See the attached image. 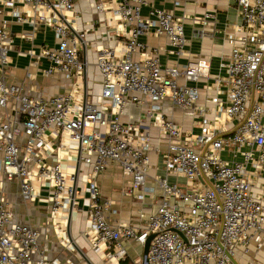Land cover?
Segmentation results:
<instances>
[{"label": "built area", "instance_id": "1", "mask_svg": "<svg viewBox=\"0 0 264 264\" xmlns=\"http://www.w3.org/2000/svg\"><path fill=\"white\" fill-rule=\"evenodd\" d=\"M143 4L144 0L93 4L95 11L110 13L118 48L94 46L99 92L91 101L83 87L87 60L80 46L85 31L69 19L73 0H0V264H56L40 246L49 227L19 223L4 197L5 182L16 181L23 199L34 200L39 191L34 180L40 179L51 188L47 202L52 222L60 212L78 207L77 171L66 172L59 157L52 163L45 160L52 157L56 140L66 149L75 143L79 160L88 165L86 194L81 197L86 236L90 247L114 257V264L126 253L121 239L142 246L149 234L147 264H257L250 253L264 248V204L252 195L251 187L252 178L264 173V0H235L240 23L236 34L226 37L231 48L223 60L224 76L214 79L215 85L224 83V98H207L212 120L206 118L205 107L196 105L197 86L185 83L206 78L208 61L199 58L182 67H161L156 50H148L138 40L149 32L163 35L179 54L184 43L182 17L159 7L141 15ZM11 24L29 27L20 36L31 44L30 65L45 78L73 79L70 92L36 98L25 93L23 82H6L16 36ZM39 27L51 29L56 44L40 45L35 52L32 45ZM40 60L46 61L44 68L38 66ZM35 76L26 73L29 80ZM165 99L189 115H198V132L183 136L161 112ZM142 100L149 104L147 117L167 143L164 175L155 180L161 190L159 201L142 227L128 222L111 226L105 213L115 210L96 184L108 161L130 176V186L122 193L141 200L153 191L144 187L150 135L139 121L119 120L127 104ZM228 122L234 125L225 134ZM21 132L25 138L19 146ZM225 151L240 159H222L220 153ZM168 174L182 177L186 186L169 182ZM130 264H142V257ZM259 264H264V257Z\"/></svg>", "mask_w": 264, "mask_h": 264}, {"label": "crops", "instance_id": "2", "mask_svg": "<svg viewBox=\"0 0 264 264\" xmlns=\"http://www.w3.org/2000/svg\"><path fill=\"white\" fill-rule=\"evenodd\" d=\"M98 0H73L74 10L69 14L71 23L78 29L85 31L83 44L80 52L87 60L86 74L83 87L87 99L93 101L94 95L99 92V75L94 66L96 45L117 49V38L113 35L112 24L109 21V12H98L93 9V4ZM145 4L140 7V14L146 15L150 7H159L170 11L177 17H182L184 43L181 52L175 54L172 47L168 45L163 35H153L151 32L140 35L138 40L145 44L148 50H156L161 67H182L186 63L203 58L208 61L209 69L206 78H200L195 82H185L197 86L199 100L196 105L205 107V116L212 120L213 114L210 110L212 103L207 100L209 95L224 98V83L214 84V79L224 76L223 60L230 51V44L226 37L236 34L240 23V16L235 0H144ZM11 30L16 34L12 50L9 52L10 64L8 69V80L23 82L28 85L30 92L36 93L38 87L42 93L48 94L70 92L73 79L54 75L45 78L34 65H30L33 57L29 55L30 42L20 36V32H28L27 25L11 24ZM53 32L49 28L39 27L35 31L32 48L36 52L40 45H55ZM95 46V47H94ZM137 57V53L133 54ZM40 68L46 66L45 60L38 63ZM27 71L36 74L32 81L26 78ZM182 82L181 79L178 80ZM40 83V84H39ZM220 87L218 90L215 88ZM146 100L140 104H127L123 113L119 115L121 122L139 121L150 135L151 148L148 152L149 169L144 181V187H151L152 193L144 194L143 199H137L133 194L122 193L130 186L129 174H124L118 164L108 161L103 170L96 178V184L101 197L109 198L111 208L115 213H105V218L111 226L118 223H131L142 227L147 217L154 212L159 201L160 188L155 185V180L164 175L162 155L166 148V139L158 132L157 127L148 118L145 111L148 108ZM161 112L172 120L183 132V136L198 132V115H189L178 108L173 107L165 99L161 102ZM234 122L226 123L224 133H229ZM55 141L54 152L51 158L46 157L47 163H52L56 157L61 158L63 169L66 172L77 171V197L79 205L74 210L60 212L56 222L50 218V206L47 197L51 188L46 183L35 179L34 184L39 189L34 200L29 202L21 198L19 186L16 181L8 184L9 207L17 221L31 224L42 228L48 226L47 237L40 239V246L47 251L46 256L56 264H114V257H107L105 252L95 251L90 247L88 235L86 212L81 197L86 194L84 174L88 165L79 160V151L75 143L69 144L68 148H60ZM220 157L224 160L240 159V156H232L229 152H221ZM79 160V161H78ZM2 173L0 172V178ZM169 182H176L180 186H186L184 179L174 174H168ZM138 189L134 190V193ZM251 193L259 198L264 204V173H259L252 178ZM125 248V256L120 258L117 264H130L142 254V246L128 239H121ZM73 249H70V247ZM110 252V251H109ZM253 260L259 264L264 257V248L257 254L250 253Z\"/></svg>", "mask_w": 264, "mask_h": 264}, {"label": "rangeland", "instance_id": "3", "mask_svg": "<svg viewBox=\"0 0 264 264\" xmlns=\"http://www.w3.org/2000/svg\"><path fill=\"white\" fill-rule=\"evenodd\" d=\"M8 69H6V82L7 83H9V81H8ZM29 83H32V84H36L37 83V80H34V81H30ZM40 84V83H39ZM27 88H28V85H26V87H25V93H27V94H33V92H28L27 91ZM97 90H99L98 88H95V91H97ZM42 94H45V95H48V93L47 92H43L42 93V91H41V88L40 87H38V89H37V91H36V93H34V95H35V97L36 98H38L40 95H42ZM24 138H25V136H24V134H23V132H21V134L17 137V143L19 144V146H20V143L21 142H23V140H24ZM8 184H9V181H6L5 182V184H4V197H5V199L7 200V201H9V193L7 192V188H8ZM20 196H21V198L23 199V197H22V195L20 194ZM27 202H29V200L27 199L26 200ZM15 219V218H14ZM19 223H22V224H28V223H24V222H20V221H18Z\"/></svg>", "mask_w": 264, "mask_h": 264}, {"label": "water", "instance_id": "4", "mask_svg": "<svg viewBox=\"0 0 264 264\" xmlns=\"http://www.w3.org/2000/svg\"><path fill=\"white\" fill-rule=\"evenodd\" d=\"M152 237V234H149L147 235V237L145 238L143 244H142V254H141V257H142V264H147V260H146V252H147V248H148V243H149V240L151 239Z\"/></svg>", "mask_w": 264, "mask_h": 264}]
</instances>
